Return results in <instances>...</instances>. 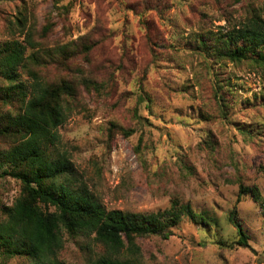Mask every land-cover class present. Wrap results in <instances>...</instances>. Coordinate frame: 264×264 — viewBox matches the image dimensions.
I'll list each match as a JSON object with an SVG mask.
<instances>
[{"label":"rangeland","instance_id":"374dc122","mask_svg":"<svg viewBox=\"0 0 264 264\" xmlns=\"http://www.w3.org/2000/svg\"><path fill=\"white\" fill-rule=\"evenodd\" d=\"M261 6L264 0H0V42L26 43L32 31L40 50L56 56L39 67L43 77L78 86L55 147L92 195L107 210L158 212L176 200L210 218L200 224L184 216L167 239L137 237L141 264H264L261 206L251 196L237 201L241 184L264 197V78L191 43L225 32L226 14L240 19ZM67 44L74 53L64 59L54 49ZM85 79L106 86L88 90ZM9 145L0 137V150ZM21 187L0 169V209ZM233 210L247 245L237 244ZM65 238L60 259L68 264H86L100 249L84 235ZM21 261L0 257V264Z\"/></svg>","mask_w":264,"mask_h":264},{"label":"trees","instance_id":"16d2710c","mask_svg":"<svg viewBox=\"0 0 264 264\" xmlns=\"http://www.w3.org/2000/svg\"><path fill=\"white\" fill-rule=\"evenodd\" d=\"M18 20L24 30L26 19ZM226 20L225 32L195 35L193 48L220 60L247 64L264 78V6L251 7L240 19L226 14ZM30 48L32 53H28ZM40 49L32 31L27 32L26 43L18 39L0 42V79L5 83L0 87V103L9 107L0 111V137L10 140L9 147L0 150V169L22 184L13 204L0 209V257L20 258V264H68L60 259L65 234H79L100 247L89 254L86 264H141L137 237L167 239L184 216L209 224L210 218L195 212L189 203L174 200L164 211L134 213L107 210L92 195L68 154L55 147L60 142L59 128L73 113L78 86L70 79H45L39 67L56 56ZM54 51L64 59L74 53L72 44ZM83 83L88 90L106 86L91 79ZM121 130L125 135L133 133ZM243 196L259 203L264 215V197L258 187L241 184L237 201ZM229 220L237 228V244L247 245L249 236L235 210Z\"/></svg>","mask_w":264,"mask_h":264}]
</instances>
